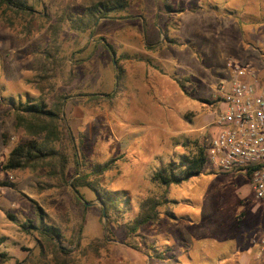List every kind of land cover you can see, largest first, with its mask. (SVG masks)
<instances>
[{"label": "rangeland", "instance_id": "1", "mask_svg": "<svg viewBox=\"0 0 264 264\" xmlns=\"http://www.w3.org/2000/svg\"><path fill=\"white\" fill-rule=\"evenodd\" d=\"M92 1L29 0L32 10L25 15L0 10V181L11 184L0 187V238L6 240L0 264H259L254 242L264 234V202L247 172L225 174L206 163L198 177L171 188L153 176L194 153L193 143L204 136L209 141L217 129V88L231 58L222 59L215 46L221 29L210 12L225 17L220 21H228L230 31L238 24L231 18L241 16V26H252L264 0H126L129 18L103 20L93 33L63 24L54 41L51 26L59 17L81 15ZM157 32L160 39L148 37ZM154 41H161L157 52L143 54ZM183 46L197 56L194 64L183 57L178 62ZM48 52L55 62L46 59ZM39 96L48 104L66 98L67 178L73 180L76 147L87 182L121 202L109 218L97 193L81 188L82 204L49 168L3 171L10 151L24 140L14 108ZM104 165L109 169L96 175ZM164 196L159 221L131 235L142 202ZM37 205L60 230L58 249L43 244L37 229L21 228L28 220L38 224ZM155 249L163 259L148 257Z\"/></svg>", "mask_w": 264, "mask_h": 264}, {"label": "trees", "instance_id": "2", "mask_svg": "<svg viewBox=\"0 0 264 264\" xmlns=\"http://www.w3.org/2000/svg\"><path fill=\"white\" fill-rule=\"evenodd\" d=\"M29 0H0V10L5 6L8 10H13L19 14H27L28 10H32L28 7ZM128 2L126 0H94L90 4L88 3L84 7L83 13L75 15L70 12H64L59 17L58 21L53 24L52 35L54 41L59 37L62 31L63 24H68L73 30H78L82 33L92 32L98 26V23L103 20L117 19L123 20L129 18V15H125L128 10ZM29 12V11H28ZM132 17V16H131ZM264 24V16L258 17L257 21H253L252 25ZM106 48H110L109 44H105ZM114 53V51L112 50ZM48 61H53L54 55L48 52ZM259 57L263 56V52H259ZM264 69V68H263ZM181 89L186 92L185 87L180 85ZM65 97H57L51 104H48L45 98L41 96L36 99L28 98L26 103L20 101V103L14 108V117L16 121V127L18 130H22L24 134V140H20L18 144L10 151L8 159L3 166L4 172L12 171H25V170H46L49 168V175L53 176L61 181L63 186L73 187L78 199H81L84 203V197L80 193L81 188L89 187L103 203L105 215L110 217V210L118 211L121 207L116 194L113 192H102L99 188L87 182V175L81 174V166L78 162L76 153V147L74 151L75 170L73 180L67 178V169L70 165V158L67 153L63 152L64 141L67 137H70V130L67 124H64L63 114L66 105ZM5 145H8V136H3ZM207 137L193 143L196 146V151L189 156L183 155L180 160L172 164H168L162 170L156 172L153 176V180L165 185L167 188H171L173 185L178 186L189 181L191 178L198 177L203 173L206 165V148ZM109 165L97 166V170H94L96 175H100L109 169ZM0 187H11V184L7 181H0ZM80 202V201H79ZM80 202V203H81ZM167 203L165 196L162 199L148 198L141 204L139 215L129 224L128 230L131 235L138 236V232L142 227L148 224L156 223L160 219V209ZM86 205V204H85ZM35 215L38 224H35L33 220H28L21 225V228L29 232L31 228L38 230L43 244L47 246L51 245L54 248L58 247L56 242L60 243L62 236L60 230L56 228L54 224H48L47 218H45L44 212L36 206ZM104 216V213H103ZM10 218L14 216L10 215ZM35 224V225H34ZM5 238H0V246L5 242ZM130 247V246H129ZM58 249V248H56ZM137 252L141 250L133 247L130 248ZM42 253L44 248L41 247ZM154 252L157 249L153 250ZM6 256V255H5ZM3 256V257H5ZM2 257V256H1ZM151 259L158 258L163 259L164 255L157 254L149 256Z\"/></svg>", "mask_w": 264, "mask_h": 264}, {"label": "built area", "instance_id": "3", "mask_svg": "<svg viewBox=\"0 0 264 264\" xmlns=\"http://www.w3.org/2000/svg\"><path fill=\"white\" fill-rule=\"evenodd\" d=\"M217 90L222 109L206 148V162L219 171L247 172L252 189L264 202V76L250 64L231 59ZM264 264V234L255 240Z\"/></svg>", "mask_w": 264, "mask_h": 264}, {"label": "crops", "instance_id": "4", "mask_svg": "<svg viewBox=\"0 0 264 264\" xmlns=\"http://www.w3.org/2000/svg\"><path fill=\"white\" fill-rule=\"evenodd\" d=\"M220 10V9H219ZM210 11V10H209ZM212 14V15H211ZM264 16V7L263 9L258 10V13L254 16L253 21H257L258 17ZM241 17V16H240ZM231 18L229 20L236 21L238 24L234 25L235 29L232 28L230 31L226 28L227 25H229L228 21L223 22L225 20V17L219 16L216 11L210 12V21L217 20L219 24H217V27H220L218 29H221L219 32L217 38L218 40L215 43V46L220 50V56H222V59H225V57L236 59L240 61L243 64H250L254 65L257 70L261 71L264 70V57H259V52L264 53V24H256L252 26H241L243 25L241 23V18ZM223 19L222 21H220ZM246 26V27H245ZM157 35V36H156ZM148 35V37H153V39L157 40L160 39L159 33L157 34ZM154 43H156L154 41ZM149 46L145 45V48L141 51L143 54H146L148 50L157 52L155 50L156 48L161 47V41L157 42ZM175 44H170V47L173 50V47ZM126 49V48H125ZM129 50V49H127ZM179 50V58L178 62L182 60V57L186 59V63L188 61L192 62L194 64V61H197V56L194 55V53L191 52V49L186 46H183V48L178 49ZM151 53V52H150ZM180 59V60H179ZM174 56L173 58L168 62L169 65L173 66L174 63ZM167 63V65H168ZM185 63V62H184ZM168 67V66H167Z\"/></svg>", "mask_w": 264, "mask_h": 264}]
</instances>
